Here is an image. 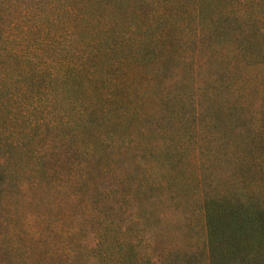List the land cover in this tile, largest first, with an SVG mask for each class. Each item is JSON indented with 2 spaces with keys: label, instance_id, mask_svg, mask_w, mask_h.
<instances>
[{
  "label": "trees",
  "instance_id": "16d2710c",
  "mask_svg": "<svg viewBox=\"0 0 264 264\" xmlns=\"http://www.w3.org/2000/svg\"><path fill=\"white\" fill-rule=\"evenodd\" d=\"M212 57L217 75L206 79L199 60L212 64ZM263 66L264 0H0V123L34 121L24 130L28 140L51 147L48 162H63L74 175L67 180L71 196L84 197V221L92 227L93 245L70 246L58 264H170L137 250L128 226L118 227L121 207L107 208L97 224L101 198L119 203L135 184L145 199H173L180 167L195 161L207 172L222 152L197 154L200 133L212 134L207 148L215 134L243 137L234 112L247 100L241 89ZM245 115V139H260L264 107ZM229 142L223 160L235 168L237 200L249 198L242 191L246 145ZM19 145H12L15 153ZM114 153L132 167L119 171L105 193L101 182L119 163ZM142 157L157 161L160 176L139 164ZM11 174L0 164V185ZM52 238L54 249L36 264L59 258V236Z\"/></svg>",
  "mask_w": 264,
  "mask_h": 264
},
{
  "label": "rangeland",
  "instance_id": "374dc122",
  "mask_svg": "<svg viewBox=\"0 0 264 264\" xmlns=\"http://www.w3.org/2000/svg\"><path fill=\"white\" fill-rule=\"evenodd\" d=\"M218 49L220 46H216ZM204 60L202 65L203 60H199L198 74L208 76L206 79L216 78L218 66L215 64L217 70H213L214 58L212 64ZM191 64L195 67L198 62L191 61ZM243 70L236 67L238 74L243 75ZM241 92L247 100L243 108L239 106L235 110L233 118L241 122L237 125L243 130V137L235 135L237 132L215 134L207 148L204 145L212 134L200 133L202 140L195 150L197 154L207 159L209 149L222 152L207 172L201 170L200 173L195 161L180 167L179 180L171 195L174 200L152 193L145 199L135 184L128 187L127 195L119 199V203L102 196L97 224L106 218L107 208L113 213L121 207L123 212L113 219L119 220L118 227L122 230L124 225L128 226L131 241L145 257L164 256L170 264H264V135L260 139L255 136L245 139L242 128L245 117H249L245 115L246 109L258 111L264 107V66L260 75L253 74V79L245 83ZM20 120L0 123V164L14 176L0 185V264H36L40 253L54 249L49 243L55 234L59 236L60 256L56 260L44 258L43 261L58 264L70 246H82L86 251L93 245V236L89 235L92 227H87L84 221L86 200L71 196L73 187L67 180L74 179V175L67 166L63 162H48L51 147L39 148L40 139L28 140L24 130L34 121ZM132 131L137 133V129ZM231 138L246 145L241 170L246 173L247 180L242 183V191L245 193L248 189L249 198L237 200L240 196L234 191L237 181L234 178L231 181L235 168L223 160ZM17 142L20 145L15 153L12 145ZM112 156L119 163L116 172H111L101 182L105 193L113 188L119 171L132 167L127 162L121 165L119 154ZM137 160L160 176L161 167L156 160L143 157ZM202 175L206 176L205 182L198 181ZM182 189L185 190L182 192ZM221 200L224 201L219 202ZM170 249L178 252L169 255Z\"/></svg>",
  "mask_w": 264,
  "mask_h": 264
}]
</instances>
